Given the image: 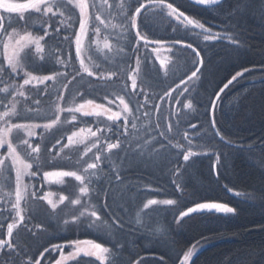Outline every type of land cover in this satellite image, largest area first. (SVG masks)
<instances>
[{"label": "trees", "instance_id": "trees-1", "mask_svg": "<svg viewBox=\"0 0 264 264\" xmlns=\"http://www.w3.org/2000/svg\"><path fill=\"white\" fill-rule=\"evenodd\" d=\"M167 2H173L181 11L200 20L206 28H210L214 33H221L225 38L205 41L203 35L186 33L183 28L173 31L172 25L175 21L165 15L149 16V39L164 40L166 43L151 44L144 49L143 41L140 42L142 51L147 54V60L140 64L141 78L138 82L140 90L143 91L137 95V99L141 103L147 101L151 111L149 117L141 116L137 126L144 120L155 122L147 133L146 129L140 130L138 127L133 132L139 136L140 144H133L127 158L125 152L114 149L108 155L109 160L101 162V175L108 176L111 170L112 175L119 173L123 181L119 184L114 181V194L121 205L116 211L123 220V227L116 224L97 231L88 229L86 225L79 228L66 226L63 223L64 212H53L46 202L29 198L27 207L23 204L27 228L21 226L14 229L13 237L23 249V259L33 257L40 260L41 264H54L60 255L58 251H51L53 245L88 239L102 244L112 252L113 255L103 264H109L110 260L114 264H179L184 252L193 245L202 243L205 246L193 256L189 264H264V0H224L219 7H200L188 0ZM130 3H134V0H130ZM69 14L76 21L74 28L78 29V9ZM50 23L55 24V18ZM30 25L27 30H33L38 35H43V27H47L46 24L42 27V21L34 17L30 20ZM133 35L134 33L129 34L127 39L135 43ZM229 35L237 37L239 44L233 45L226 38ZM176 39L192 43L201 52L204 60L201 72L198 73L199 79L183 95V90L176 88V85L180 84L181 79L186 80L191 71L195 70L192 64L194 56L191 50H180V45L169 51V43ZM166 46L168 49H165ZM153 48L165 49L173 60L174 68L169 67L168 71H165L152 51ZM57 49L60 50L58 53ZM69 52L73 58L72 64L77 67L79 64L75 59V46L70 47L66 41L61 44L50 41L46 46L45 56L59 54L67 58ZM133 58L132 54L125 58L116 73L125 74L123 68L128 69L129 65L131 67ZM29 63L32 67L40 68L33 73L35 75H50L52 70H62L58 64L52 65L38 60ZM245 68L249 71L244 72L242 77H238L237 81L221 93V100L217 102L218 107L214 113L217 127L226 139L232 141V145L224 144L219 137L212 140L207 137L197 138L193 143L201 147L195 150L207 152L208 155L194 157L195 164L188 162L184 167H180L184 164L182 154L177 155L180 149L162 148L152 139L156 137L163 140L154 130L157 116L162 118L159 121L162 127H166L169 122L173 123V132H176L178 125L179 135L172 140V144H186L183 140L185 131L190 135L199 131L201 136L205 130L211 132V100L232 75ZM70 70L71 68L68 69L69 72ZM170 72L171 75L167 74ZM121 78L120 83H116L115 78L112 83L105 85L84 79L80 85L82 93L84 97L98 100L102 92H118L134 108L136 102L132 100L133 95L126 94L132 92L131 83L125 76ZM78 81L69 86L75 87ZM89 83L97 89L96 94L89 93ZM170 89H175L172 99L165 98L162 101L160 97ZM186 98L192 100L193 107L189 110L177 105L183 103ZM156 104L161 106L160 112L163 115L158 114L152 107ZM80 118L81 121H87L88 125L92 122L91 117ZM192 124L197 125V128L192 129ZM66 128L53 129L47 135L42 148L46 146L50 149L53 141L61 137ZM163 142L167 145V141ZM162 149L169 152V157L166 155L161 163L152 165L154 151ZM217 151L221 154L222 166H217L213 171L211 166L215 162ZM42 155L46 159L49 158L47 151ZM55 163V167L49 166L44 170L58 168L59 165L66 166L67 161L57 158ZM177 184L181 185L179 190ZM11 185L14 187V178ZM76 185L74 179L67 178L59 190L67 195L74 194ZM11 191L10 186L9 192ZM0 198H7L6 193L0 191ZM12 198L14 199V194ZM151 199H171L177 203L170 206L157 205L143 210L144 204ZM108 202L111 203V197ZM196 202L227 203L237 209V214H192L191 218L185 217L178 224L180 212L186 211ZM90 203L99 207L105 203V198L101 195L98 200L93 199ZM141 215L150 216V220L153 218L156 223H146L148 217L141 220ZM103 218L112 224L110 217ZM0 221H4V216H0ZM9 222L11 219L5 221L0 228V238H6ZM45 248L50 251L45 252ZM0 258H3L2 254ZM66 264L76 262L68 261ZM79 264L101 262L93 257L81 256Z\"/></svg>", "mask_w": 264, "mask_h": 264}, {"label": "snow or ice", "instance_id": "snow-or-ice-1", "mask_svg": "<svg viewBox=\"0 0 264 264\" xmlns=\"http://www.w3.org/2000/svg\"><path fill=\"white\" fill-rule=\"evenodd\" d=\"M193 3L219 7L222 0H193ZM77 9L79 13L78 29L74 28L76 21L69 14ZM90 9L93 10L91 13ZM114 11L121 18L119 27L130 34L134 33L135 44L131 47V54L136 57V68L132 70L134 73H138L141 62L147 60V54L140 47L141 41H143L144 49H147L151 44L164 45L166 43L164 40L149 39L147 30L151 15H165L175 21V24L172 25L173 31L183 28L186 33L196 36L203 35L205 41L225 38L221 33L212 32L200 20L187 15L185 11H181L178 6H174L173 2H167V0H134V3H129L127 0H119V3L116 0H113L112 3H109V0H102L101 4H97L96 0H91V2L90 0H24V2L0 0V149L6 147V152L0 153V184L10 187L13 182L12 173H14V199L12 192L6 193L7 198H0V216H4V221H0V228L3 227L5 221L11 219V222L7 223L6 238H0V254L3 257L0 258V264H41L40 260L33 257L23 259L21 255L23 249L13 238L14 229L21 226L27 228L22 201L27 202L29 198L46 201L51 205L53 212L59 205L65 204V201L78 208V212L70 213L69 218L64 219L63 223L66 226L72 225L79 228L86 225L88 229L97 231L116 224L123 227V220L116 211L121 205L117 202L114 194V181L117 184L123 183V181L119 173L112 175L111 170L108 176L101 175L103 172L101 162L109 160L107 154L111 153L113 149L125 152V158H127L133 144H140V140H134L132 134L137 129V121L141 116L145 118L150 116L151 109L147 101L144 103L137 101L133 108L125 101L123 95H115L110 99V94L105 91L102 98L107 101V106L104 103H96L95 99H85L83 93H81L83 100L81 103L73 101L67 103L65 107H61L60 104L61 101H66L65 91L69 85L78 80L83 81L85 75L95 77L98 81L103 82H110L114 76H118L116 72L105 73L99 64L92 62V56L87 54L93 50V43L97 44L96 52L102 53L105 57L113 51L107 42L104 43L103 49H100L98 41H94L93 38L101 37L108 31L109 17L113 15ZM66 16L67 19H65ZM33 17L42 21V27L47 25V27H43V35L33 34L27 30L31 26L30 20ZM54 18L55 24L50 23ZM111 27L115 29L116 25H111ZM61 37L62 41L68 42L70 47L75 46V59L79 61L78 69L72 64L73 58L70 52L67 58H62L59 54L45 56L46 46L50 41L61 44ZM226 38L233 45L239 44L237 37L229 35ZM104 39L107 41L109 37L104 36ZM177 45L181 46L180 50H191V54L194 56L192 64L195 66V70L191 71L186 80L181 79L180 84L176 85V88L185 85L181 92L183 95L184 92L189 91L188 83H194L199 79L198 73L201 72L204 60L201 57V52L192 43H185L180 39L171 41L168 50L171 51ZM59 51L57 49V53ZM117 51H123V49H117ZM152 51L156 52L158 49L153 48ZM37 60L52 65L58 64L64 71L52 70L50 75H35L33 73L39 71L40 68L32 67L29 62L34 63ZM160 64L163 67L165 61L161 60ZM69 68H71V72L68 71ZM247 71H249L247 68L237 71L215 93V98L211 100V112L213 113V118L210 121L211 132L205 130L204 135L201 136L199 131L195 135H190L185 131L183 140L186 141V144L179 142L172 144V140L179 135V127L176 126V132H173L174 125L171 122L166 127H162L158 115L154 130L163 140L153 137V141L160 144L162 148L180 149L177 155L182 154L184 162L180 167H184L188 162L195 164L194 157L208 155L207 152L195 150L201 147V145L193 143L197 138L207 137L208 140H212L219 137V140L224 144L232 145V141L226 139L217 127L214 113L218 107L217 102L221 100V93ZM129 79L132 81V92L126 94L129 96L141 94L143 90L137 91L134 76H129ZM40 85H43L42 89L39 87ZM32 89H35L40 95L47 96L49 100L54 97L55 116L48 122H35L44 117L41 115V100L33 99ZM173 91L175 89L166 91L160 99L162 101L165 98L171 100ZM89 93H97V89L93 88L91 83H89ZM113 105L116 110H113ZM152 107L158 114L160 113L161 106L159 104ZM183 107L191 109L193 105L189 102ZM61 113H68L71 119L65 117L62 121ZM77 114L82 118L94 117L95 130L92 127H78ZM81 122L87 123L83 120ZM62 124L71 125L73 129L78 128V130H72L71 134L67 135V143H62L63 136L57 139L52 145V148L57 149L55 152L52 149H47L46 146L42 148V144L47 140V134ZM190 127L196 129L197 125L192 124ZM37 129H42L39 133L41 142L34 144L33 140L38 136ZM85 132H87V136L83 135ZM163 141H167V145ZM78 145H83V149H77L78 154L75 157L71 155L64 157L67 161L65 168L44 171L46 167L56 166L57 158L61 157V153L65 149H74ZM44 151H47L49 158L46 159L42 155ZM220 156L221 154L217 151L215 162L211 166L213 171L217 166H222ZM38 176L45 183H52V178H56L55 182L65 183L64 178L70 177L78 182V192L67 196L60 195L58 201L54 202L48 198L51 193L41 194L42 188H36L33 185L32 190H29V184L25 183V177L29 178L30 183L33 178ZM225 187L227 186L225 185ZM180 188L181 185L177 184V189ZM228 191L231 192L232 189H228ZM101 195L105 198V203L99 207L90 203L93 199L98 200ZM109 197H111V203L108 202ZM160 203L173 205L177 202L171 199L164 201L151 199L143 207L147 209L150 205ZM192 214L230 216L236 215L237 209L227 203L196 202L186 211L180 212L177 223L179 224L185 217L191 218ZM104 216L110 217L112 224H109L103 218ZM65 247L72 249L67 255L63 251ZM195 250L196 245H193L191 249L184 252L179 264H189ZM44 251L49 252L50 250L45 248ZM51 251H58L60 255V258L55 260V264H66V261H75L76 264H79L81 256L96 257V260L103 264L108 257L113 255L109 248L91 240L69 241L67 245H53ZM109 264H114V262L110 260Z\"/></svg>", "mask_w": 264, "mask_h": 264}, {"label": "rangeland", "instance_id": "rangeland-1", "mask_svg": "<svg viewBox=\"0 0 264 264\" xmlns=\"http://www.w3.org/2000/svg\"><path fill=\"white\" fill-rule=\"evenodd\" d=\"M13 2H16V1L13 0ZM90 2H91V0H90ZM96 2H97V4H101L102 3V0H96ZM112 2H113V0H109V3H112ZM116 2L119 3V0H116ZM127 2L130 3V0H127ZM89 11L91 13L93 10L90 9ZM105 15H106V13H105ZM109 20H110V27H109L108 31L106 33H104L103 36H101V37H94L93 39H94V41H98V45H99V48L100 49H103L104 43L107 42L111 46V48L113 49V51L107 57H105L102 53L96 52L95 49L97 47V44L96 43H93V50L91 52L87 53L88 55H91L92 56V62L94 64H99L101 66V70H103L105 73L116 72V70L123 65V61L125 60V58L131 56L130 49H131L132 45L135 44L134 42L129 41V39H127L128 38L127 36L130 33L126 32L125 29H122V28L119 27V25L121 23V18H120V16L116 15L115 11L113 12V15L111 17H109ZM111 25H116L115 29H113L111 27ZM28 31L33 32V30H28ZM21 34H23V33H21ZM33 34H36V33L33 32ZM104 36H108L109 39H107V41H105ZM131 42H132V44H131ZM85 43L87 44V41H85ZM166 48H167V46L165 47V49ZM117 49H123V51H119L118 52ZM165 49L158 50V51H156L154 53H155V55H156V57H157V59L159 61H161V60L165 61V64H164L163 67H164L165 71H168L169 67L174 68L175 65L173 64V60L170 58V56L167 55V51ZM78 64H79V61H78ZM75 68L78 69L79 68V65L77 67H75ZM135 68H136V57L134 55V58H133V61H132V66L130 67V65H129L128 69H125V67H124L123 69L125 70V74L122 73V72H120L118 74V76H114L113 77V80L110 81V83H112L115 78H117V81L115 80L116 83H118V82L120 83V80L122 82V78L121 77H124V76L126 77V79L128 80L129 83H132L131 79H129V76H134V78L136 79V83H137V91L139 92L141 87H140L138 81L141 78V66H140V69H139V72L138 73H134L132 71ZM60 71H64V69L62 68V70H60ZM120 71H121V68H120ZM70 72H71V70H70ZM167 74L171 75V72L170 73H167ZM84 79H85V81H89V82H92L93 81V82H96L98 84H104V85L105 84H109V82L98 81L95 77H87L86 75H85ZM195 81H194V83L193 82H189L188 83L187 86H188L189 89H190V87H192V85L195 84ZM19 82H21V81H19ZM63 82H65V81H63ZM83 82H84V80H83ZM49 83L51 84L52 82H49ZM80 85H81V81H78L77 83H75V85H74L75 87H71L72 85L69 86V88L67 89V91H65L66 101H61L60 102L61 107H65V106H67V103H71L73 101L75 103H81V102H83V100L79 96L82 93V89H81V86ZM39 87L42 89L43 88V85H40ZM184 87H185V85H180V89L181 90H183ZM32 92L34 94L33 95V99H40L41 100V105H40L41 115L44 117L43 119H39V120H37L35 122H37V123H45V122H48L49 119L54 118V116H55V103H53L54 97L52 98V100H49V98L47 96L40 95L39 93L36 92L35 89H32ZM108 93L110 94V96H109L110 99L113 98V96H115V95H120L118 92H114V91H111V92L108 91ZM185 93L186 92H184V94ZM103 94H104V92H102L100 94L99 99L98 100L96 99L95 102L96 103H104L107 106V101H105L102 98L103 97ZM84 98L85 99H90V98H87V97H84ZM132 100H133V102L139 101V99H137V95H133ZM125 101L129 103L128 100L125 99ZM191 101L192 100L186 98L185 101H183V103L176 102V104L177 103H180V104H177V105L183 107L184 104H187V103H189ZM117 103H118V101H117ZM129 106L131 107L130 103H129ZM112 107H113V110H116L115 105H113ZM184 109L189 110L188 108H184ZM159 114L163 115L161 112ZM65 117H67L69 120L71 119V117H70V115L68 113H61V119H62V121L65 119ZM80 119H81L80 118V115L77 114V121H76V123H77L78 127H85V128L92 127L93 130H95L96 124L94 123V121H95V118L94 117H91L92 122H90L91 123L90 125L82 123ZM160 119H162V118L160 117ZM153 122H155V121H152V120H144L137 127L140 130L146 129L147 131L146 130L145 131L147 133V132L151 131V128L150 127L153 124ZM167 124H166V126H167ZM62 127H67L61 133L62 134L61 136L64 137L62 143H67V140H66L67 135H70L72 130H78V128L73 129L71 125L62 124V125H58L57 126V129H60ZM36 131L38 133V136L33 140V143L34 144L41 142L40 141V137H39V133L42 131V129H37ZM83 135L84 136H87V132H85ZM133 136H135L133 138L134 140L139 138V136H137L136 133H133L132 134V137ZM58 139H60V137ZM55 141L56 140L53 141V144H55ZM50 149H52V151H53L54 148L51 147ZM77 149L82 150L83 149V145H78L74 149H65L64 152L61 153V157L59 159H62L64 161H66L64 159V157L66 155H71V156L75 157L78 154L77 153ZM55 150H57V149H55ZM5 152H6V147L4 149H0V153H5ZM53 152H55V151H53ZM109 154L110 153H108L107 155H109ZM89 155H91V154H89ZM153 155L155 156V158L154 159H151V164L152 165H155V164L161 163L166 158V155H168V157H169V152H167V151H165L163 149L162 150H155L154 153H153ZM59 166L60 167H58V168H54V169H50V170H44V171H52V170H57L59 168H65V166H62V165H59ZM41 176H42V174H41ZM12 177L14 178V173H12ZM52 179H53V182L52 183H45L38 176V177H36V180L35 181L32 179L31 182L29 183V178L28 177H25V183H28L29 184V190L30 191L32 190V186L34 184L36 188H42V193L41 194H43V193H51V195L48 198L51 199V200H53L54 202H56V201H58V197L60 195H66L67 196V194L66 193H63V192H61L59 190V188L61 187V185H64V183L55 182L56 181V178H52ZM64 179H65V182H66V179L67 178H64ZM76 184L77 185H76V189H75L74 194L78 192V182H76ZM9 188L10 187L7 186V185L0 184V191H3L5 193H8L9 192ZM11 188H12V191L11 192L14 194V187H12V185H11ZM155 200H157V199H155ZM158 201H164V200H158ZM44 202H46V201H44ZM26 203L27 202L22 201V207H23V204L26 206ZM46 204H47V202H46ZM47 205H49V204H47ZM157 205H164V206H166L163 203H160V204H157ZM157 205H150L147 209H149L151 207H154V206H157ZM49 206L51 207V205H49ZM168 206H170V205H168ZM33 207H34V204H33ZM33 207H31V208H33ZM144 209L145 208L143 207V210ZM56 211L61 212V214H62V212H64L62 214L63 217H64L63 218V221H64V219L69 218V214L70 213L78 212L79 209L76 208V207H74V206L69 205L68 202L65 201V204L59 205ZM145 217H148V219L146 220V223L149 224L150 222H152L151 225H154L156 223L154 221L155 219L151 218V220H150V216H147V215H141L140 218H141V220H143ZM151 230L152 231H155L156 229L155 230L151 229ZM79 241H89V240L88 239H83V240H79ZM68 243H65L64 245H67ZM95 243H97V242H95ZM204 246L205 245L203 243L202 244H197L194 255L200 249H202ZM63 251H64L65 255H67L70 251H72V249L69 248V247H65L63 249ZM93 258L96 259V257H93ZM66 262H68V261H66Z\"/></svg>", "mask_w": 264, "mask_h": 264}, {"label": "water", "instance_id": "water-1", "mask_svg": "<svg viewBox=\"0 0 264 264\" xmlns=\"http://www.w3.org/2000/svg\"><path fill=\"white\" fill-rule=\"evenodd\" d=\"M188 1H190L191 3H193V0H188ZM224 0H222V2H223ZM194 4V3H193ZM196 5V4H195ZM197 6H200V7H213V6H202V5H197Z\"/></svg>", "mask_w": 264, "mask_h": 264}]
</instances>
